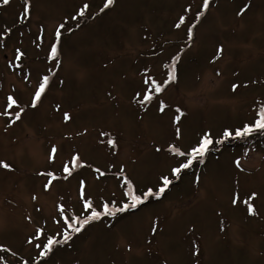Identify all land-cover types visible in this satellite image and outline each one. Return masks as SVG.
Returning a JSON list of instances; mask_svg holds the SVG:
<instances>
[{"label":"rangeland","instance_id":"1","mask_svg":"<svg viewBox=\"0 0 264 264\" xmlns=\"http://www.w3.org/2000/svg\"><path fill=\"white\" fill-rule=\"evenodd\" d=\"M105 2L0 0V161L10 165L0 167V264H264V129L179 177L171 169L185 158L170 152L259 119L264 0ZM60 24L69 30L56 40ZM162 176L172 183L159 201L115 209L40 255L64 216H90L85 199L121 208L126 181L156 192Z\"/></svg>","mask_w":264,"mask_h":264},{"label":"snow or ice","instance_id":"2","mask_svg":"<svg viewBox=\"0 0 264 264\" xmlns=\"http://www.w3.org/2000/svg\"><path fill=\"white\" fill-rule=\"evenodd\" d=\"M114 2V0H106L105 4H104V8H107L109 5H111ZM3 3L5 5H7L9 3V0H3ZM209 6V0H203V7L205 9H207ZM88 8V5L85 4L83 6V8L80 10L79 15L83 16L85 13V10ZM103 10V9H102ZM25 12H27V8H25ZM73 19H75V17H73ZM184 22V18L181 17L180 18V23ZM180 24H177L176 27H179ZM61 28H63V25L60 26ZM189 34H191V32H189ZM56 36L57 38H59L60 36V31L59 29L56 32ZM52 54L56 55L57 54V49L55 46L52 47ZM171 79H175V74H174V70L173 72H171L170 74ZM155 90L156 91H161V86L159 84H156L154 81L152 82ZM48 84V77L45 76L43 79V82L39 84L38 89L35 91L34 93V98H33V102H32V106L35 107L36 106V102H38L41 99L42 94L45 91V88ZM237 86L234 85L233 88L235 89ZM9 107H11L12 105L17 104V101L14 100L12 97H9ZM152 99L151 95H144L143 97V101H150ZM22 111V109H21ZM4 114H9L7 112H5ZM259 119L255 121L254 126H249V125H244L242 129H237L235 132V135L237 137H243L248 135L250 132L253 131V127L256 129H264V108H261L259 111ZM65 119H69V116L67 113L64 114ZM15 118L17 120L20 119V111H17L15 113ZM177 135L179 136V129H177ZM232 133L229 131H225L224 132V136L228 137L231 136ZM110 144H114V141H109ZM213 143L212 139L210 138V136L208 134H205L198 142L196 145L191 146L190 150L188 151H180L178 148H171L170 152H172L175 156L178 157H184V161H178L177 162V166L173 167L171 169V174L174 177H179L182 170L188 169L190 167H192L193 162L194 161H198V162H203V157L206 154V152L208 151L209 145H211ZM53 151H55V149H53ZM79 158L78 157H73V165L75 167H79ZM237 166H239V161L236 162ZM0 167H3L5 169L10 168V165H8L7 163H4L2 161H0ZM64 171L67 172L69 175H71V171L69 169V167L66 165L64 167ZM49 175H51V173H49ZM66 178V177H65ZM161 187L159 188L158 192L153 191L152 188H148L146 191H144L141 194H137L134 190H133V186L130 182H127V191L125 193V196L131 201V203H125L123 205V207H121L119 209V211H125L128 208H135L138 205L142 204L146 199H148L149 197L153 196V195H160L162 193L165 192V190L168 188V186L172 183V180L169 179L168 176H162L161 178ZM83 184V182H82ZM256 196V193H252L250 198H254ZM237 203V200L234 198L233 199V204ZM246 204H248L247 201H245ZM85 209H87L88 211H90V216H86L82 221H80L79 219H76L74 222H70L72 221V218L64 216L63 217V223L65 225H67V227L72 231V232H79L81 231V228L84 225H87L90 221H94V220H99L101 218L102 215H107V216H113L115 214V209L109 207L108 204H104L103 205V212L100 211H96L92 209V204L90 201H88L87 199H85V204H84ZM247 210L249 213H253L255 211V209L253 208V206L251 204H248ZM60 213L61 215H63L64 213V209L63 207L60 208ZM153 231H155V228L153 229ZM42 234V233H41ZM71 239V235L68 232L64 233V240H70ZM31 242V241H29ZM55 243H58L57 241H54L51 238L47 239V244L43 245L45 251L41 252L40 255H47L48 252H50L52 250V247ZM36 247H41V244H36Z\"/></svg>","mask_w":264,"mask_h":264},{"label":"trees","instance_id":"3","mask_svg":"<svg viewBox=\"0 0 264 264\" xmlns=\"http://www.w3.org/2000/svg\"><path fill=\"white\" fill-rule=\"evenodd\" d=\"M253 134H254V131H253L248 137L253 136ZM243 137L247 138V136H243ZM241 138H242V137H238V138H237V141H235V142H233V143H231V144L236 145V143L238 142V140L241 139ZM215 140H216V141H215ZM212 141H213V142H217V141H218V138H217V139H216V138H213Z\"/></svg>","mask_w":264,"mask_h":264}]
</instances>
